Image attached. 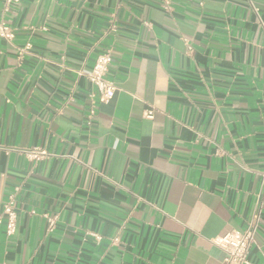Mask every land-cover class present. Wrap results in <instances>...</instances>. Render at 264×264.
Listing matches in <instances>:
<instances>
[{
  "label": "crops",
  "instance_id": "0c3cea01",
  "mask_svg": "<svg viewBox=\"0 0 264 264\" xmlns=\"http://www.w3.org/2000/svg\"><path fill=\"white\" fill-rule=\"evenodd\" d=\"M168 2L0 0V264H223L213 240L261 192L264 0ZM106 51L116 91L89 120L78 72Z\"/></svg>",
  "mask_w": 264,
  "mask_h": 264
},
{
  "label": "built area",
  "instance_id": "2783aa9c",
  "mask_svg": "<svg viewBox=\"0 0 264 264\" xmlns=\"http://www.w3.org/2000/svg\"><path fill=\"white\" fill-rule=\"evenodd\" d=\"M15 0H7V3ZM162 8L169 10L168 0H163ZM13 31L0 21V38L10 41L13 39ZM29 49V44H26L23 49L19 51L20 55ZM111 62V56L109 52H100L94 61L92 68L85 74L81 71L79 75H84L92 87V91L89 93L88 98L91 100V109L89 112V120L94 117V104L95 103H107L112 100L116 87L113 81L108 78L109 64ZM146 118L152 117V112L149 111L145 114ZM25 157L29 159L38 160L42 156V152L37 150L23 151ZM261 176V192L258 194L255 209L245 227L239 231H230L224 235L213 240L215 246H217L223 253V264H249L248 255L251 247L255 244V237L259 226L260 209L262 204V196L264 191V170L260 173ZM17 220V213L15 209V202L12 196L2 206V212L0 214V225L4 224V230L6 235L13 234L15 230V224ZM54 218H47L49 228L54 225Z\"/></svg>",
  "mask_w": 264,
  "mask_h": 264
}]
</instances>
